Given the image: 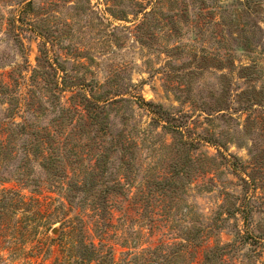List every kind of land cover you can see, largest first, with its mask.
Masks as SVG:
<instances>
[{
    "label": "rangeland",
    "instance_id": "1",
    "mask_svg": "<svg viewBox=\"0 0 264 264\" xmlns=\"http://www.w3.org/2000/svg\"><path fill=\"white\" fill-rule=\"evenodd\" d=\"M85 237L264 264V0H0V264Z\"/></svg>",
    "mask_w": 264,
    "mask_h": 264
},
{
    "label": "trees",
    "instance_id": "2",
    "mask_svg": "<svg viewBox=\"0 0 264 264\" xmlns=\"http://www.w3.org/2000/svg\"><path fill=\"white\" fill-rule=\"evenodd\" d=\"M83 248H84L86 254L82 253V254H80V256L78 258H74L73 263H75V264H91V262H90L91 261V255L92 254H98L100 251L97 244L94 241L88 242L86 240V237H85V241L83 242ZM109 254H111L112 261H113L111 264H115L113 251L111 250L109 252Z\"/></svg>",
    "mask_w": 264,
    "mask_h": 264
},
{
    "label": "water",
    "instance_id": "3",
    "mask_svg": "<svg viewBox=\"0 0 264 264\" xmlns=\"http://www.w3.org/2000/svg\"><path fill=\"white\" fill-rule=\"evenodd\" d=\"M53 232H54V233H57V232H58V229H57V228H55V229L53 230Z\"/></svg>",
    "mask_w": 264,
    "mask_h": 264
}]
</instances>
